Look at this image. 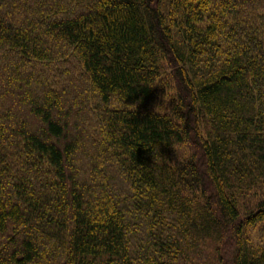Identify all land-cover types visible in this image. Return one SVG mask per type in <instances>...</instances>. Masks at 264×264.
Segmentation results:
<instances>
[{
  "label": "trees",
  "instance_id": "trees-1",
  "mask_svg": "<svg viewBox=\"0 0 264 264\" xmlns=\"http://www.w3.org/2000/svg\"><path fill=\"white\" fill-rule=\"evenodd\" d=\"M0 264H264V0H0Z\"/></svg>",
  "mask_w": 264,
  "mask_h": 264
},
{
  "label": "rangeland",
  "instance_id": "rangeland-1",
  "mask_svg": "<svg viewBox=\"0 0 264 264\" xmlns=\"http://www.w3.org/2000/svg\"><path fill=\"white\" fill-rule=\"evenodd\" d=\"M261 234H260V229H257L256 230V232H255V234H254V236H256V237H259ZM260 239V238H259Z\"/></svg>",
  "mask_w": 264,
  "mask_h": 264
}]
</instances>
